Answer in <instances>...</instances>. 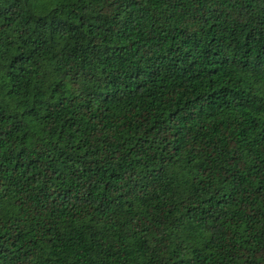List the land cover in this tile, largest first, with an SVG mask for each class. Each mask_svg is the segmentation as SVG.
I'll return each instance as SVG.
<instances>
[{"label":"trees","instance_id":"trees-1","mask_svg":"<svg viewBox=\"0 0 264 264\" xmlns=\"http://www.w3.org/2000/svg\"><path fill=\"white\" fill-rule=\"evenodd\" d=\"M0 264H264V0H0Z\"/></svg>","mask_w":264,"mask_h":264}]
</instances>
